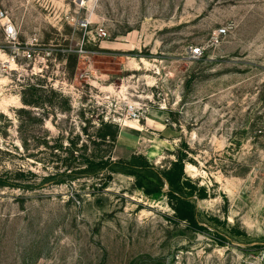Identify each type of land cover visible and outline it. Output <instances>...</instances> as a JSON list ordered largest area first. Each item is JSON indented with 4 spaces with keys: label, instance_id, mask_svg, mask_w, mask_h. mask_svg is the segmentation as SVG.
I'll return each instance as SVG.
<instances>
[{
    "label": "rangeland",
    "instance_id": "374dc122",
    "mask_svg": "<svg viewBox=\"0 0 264 264\" xmlns=\"http://www.w3.org/2000/svg\"><path fill=\"white\" fill-rule=\"evenodd\" d=\"M0 8L23 43L36 35L68 46L108 32L88 44L98 74L82 81L74 54L36 75L28 62L15 67L0 29V264H264V0ZM64 78L76 95L54 85ZM134 102L149 107L140 120L128 113ZM102 122L118 126L117 141L100 137ZM179 158L206 192L177 191L202 229L177 220L165 192L164 172Z\"/></svg>",
    "mask_w": 264,
    "mask_h": 264
},
{
    "label": "built area",
    "instance_id": "2783aa9c",
    "mask_svg": "<svg viewBox=\"0 0 264 264\" xmlns=\"http://www.w3.org/2000/svg\"><path fill=\"white\" fill-rule=\"evenodd\" d=\"M98 1V0H95ZM76 23L78 28L87 30L90 24V21L87 17L77 18ZM0 29L2 30L4 39L12 45L14 56L13 63L15 67L18 66L20 61L28 62V64H32L31 73L36 75L38 66L42 64V66L48 67V62L50 60H56L57 55L68 56L70 54H74L78 56L84 66H86L80 73L76 74V80L80 79L82 81H86L87 78L94 79L97 77V72L93 70V56L95 55V51L88 48L89 43H93L94 41L103 40L108 37V32L104 28H99L95 30L90 36L83 35L79 38L75 44L71 43L70 45L64 46H46L45 44H41L38 36L32 35L26 42H21L19 37V30L17 26L13 23L10 18L7 10L0 8ZM228 32V26H222L218 28L212 35L213 42H220L222 36L226 35ZM93 41V42H91ZM201 48L199 46H191L189 55L191 58H198L201 55ZM53 58V59H52ZM42 71V68L40 69ZM56 87H61L62 90H74L73 94L76 95V91H80V87L69 83L65 78L63 81L56 80L54 83ZM68 87V88H67ZM83 87V86H82ZM74 98V97H73ZM75 100V98H74ZM152 105L154 103H151ZM130 109L128 111L129 115L136 120H140L141 116H146V113L149 111V107L144 108V105L139 103H130ZM157 109L166 111L167 107L165 104H158L156 106ZM262 264V262H257V264Z\"/></svg>",
    "mask_w": 264,
    "mask_h": 264
},
{
    "label": "trees",
    "instance_id": "16d2710c",
    "mask_svg": "<svg viewBox=\"0 0 264 264\" xmlns=\"http://www.w3.org/2000/svg\"><path fill=\"white\" fill-rule=\"evenodd\" d=\"M101 124L106 131H104L100 137L105 139L108 136L112 141H117L120 133L118 126L107 122H102ZM164 176L166 184L168 185V189H166L165 192L169 197L171 205L173 206L174 217L179 221L187 222L188 225L194 228L202 229L203 225L199 222L196 216L195 206L190 200V197L177 193L178 190H183L184 186L189 189L188 195L193 194L199 189L191 179L186 177L182 160L179 158L174 161L170 168L164 172ZM139 185L141 186L140 182ZM150 191L151 190H146V192ZM152 191H157V189ZM199 196H206V192L203 187L199 189Z\"/></svg>",
    "mask_w": 264,
    "mask_h": 264
},
{
    "label": "bare ground",
    "instance_id": "6f19581e",
    "mask_svg": "<svg viewBox=\"0 0 264 264\" xmlns=\"http://www.w3.org/2000/svg\"><path fill=\"white\" fill-rule=\"evenodd\" d=\"M134 121H136V120H134ZM136 122H139V121H136ZM134 126H138V125H136V124H133ZM130 129V128H129Z\"/></svg>",
    "mask_w": 264,
    "mask_h": 264
},
{
    "label": "crops",
    "instance_id": "0c3cea01",
    "mask_svg": "<svg viewBox=\"0 0 264 264\" xmlns=\"http://www.w3.org/2000/svg\"><path fill=\"white\" fill-rule=\"evenodd\" d=\"M120 134V133H119Z\"/></svg>",
    "mask_w": 264,
    "mask_h": 264
}]
</instances>
